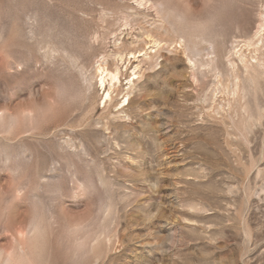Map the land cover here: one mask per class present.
I'll return each instance as SVG.
<instances>
[{
  "label": "rangeland",
  "instance_id": "obj_1",
  "mask_svg": "<svg viewBox=\"0 0 264 264\" xmlns=\"http://www.w3.org/2000/svg\"><path fill=\"white\" fill-rule=\"evenodd\" d=\"M240 49L264 54V0H0V264L20 243L90 264L102 232L96 264H264V75L232 92Z\"/></svg>",
  "mask_w": 264,
  "mask_h": 264
},
{
  "label": "bare ground",
  "instance_id": "obj_2",
  "mask_svg": "<svg viewBox=\"0 0 264 264\" xmlns=\"http://www.w3.org/2000/svg\"><path fill=\"white\" fill-rule=\"evenodd\" d=\"M259 25H260V27L263 26L262 23H259ZM258 26H257V28H260ZM261 31H258L257 33L259 34V32H261ZM199 37L202 40L208 41L205 37H203L201 35ZM258 41L260 43V40H258ZM255 43H256L255 41H253V42L251 41L246 46L248 48L249 46H251V45H253ZM242 47H244V46H242ZM235 48H238V47H235ZM55 49L56 48L53 47V48H51V51H54ZM258 50H259V48L257 46H254L253 51L257 52ZM247 51H248V49H247ZM197 52H199V51H197ZM238 52L240 54V58H238V59H240L242 61V63H243L242 64L243 75L242 74H238L235 71V65L233 64V62H230V73H231V76H232V80H231V83H229V85H231L230 89H232L233 93H236L239 96H241L242 98H245V96L248 95V94L255 95L257 89H260L259 77L264 75V54L262 56H260V57H256L257 58L256 65L250 67L246 63V60H245L246 55H245L244 51H242V49H240ZM238 52L236 54H238ZM114 58H116V60H122L123 59L122 55L120 53H118V52H117V54L114 55ZM254 61H255V59H254ZM96 62H97V64L94 67L93 73L91 75V79L94 78L95 81H96V84L102 90V96H101L102 102L101 103L104 104L107 101H110L112 99V93L116 91V87H117V85L120 82V69H119V67H118V65L116 63L114 64V67H112V68L109 67L108 66V62H107V58L105 56H102ZM218 76L219 75H217V77ZM101 81H103V82L101 83ZM221 82L219 81V85H220ZM224 86L228 87L227 85H225V83H224ZM225 94H227V93H225ZM128 103H129V93L127 92V93H125L123 95L122 100H120V106L123 107L125 105H128ZM258 113H260V112H258ZM43 232H44V228L39 223L34 225L33 236H32L31 239L33 240V252L36 253L37 255H40V253H43V252H41V250L43 248V245H44ZM102 234H103V232L101 234L95 235L88 242L89 243L88 249L85 250V253H90L91 254L92 262L90 264H96V261L102 255V249H101L102 247L101 246H102V244H105V242L108 240V238H105V236L101 237ZM18 249H19V253L18 254H13L10 251V253H12V255H9L8 254L9 252L8 253L6 252L9 256L4 260V264H21V262L23 260L28 261L29 263H31V259L29 257L30 254L28 255V253L24 249L22 243L19 244Z\"/></svg>",
  "mask_w": 264,
  "mask_h": 264
},
{
  "label": "snow or ice",
  "instance_id": "obj_3",
  "mask_svg": "<svg viewBox=\"0 0 264 264\" xmlns=\"http://www.w3.org/2000/svg\"><path fill=\"white\" fill-rule=\"evenodd\" d=\"M102 82H103V81H101V83H102ZM50 112H51V110L48 109L47 107L41 109V110H40V118H41V119L46 118L47 116L50 115Z\"/></svg>",
  "mask_w": 264,
  "mask_h": 264
},
{
  "label": "clouds",
  "instance_id": "obj_4",
  "mask_svg": "<svg viewBox=\"0 0 264 264\" xmlns=\"http://www.w3.org/2000/svg\"><path fill=\"white\" fill-rule=\"evenodd\" d=\"M182 34L185 35L186 38L190 36V32L187 29Z\"/></svg>",
  "mask_w": 264,
  "mask_h": 264
}]
</instances>
